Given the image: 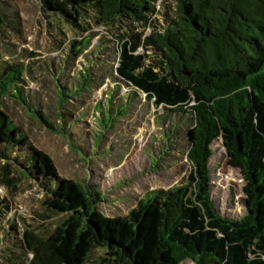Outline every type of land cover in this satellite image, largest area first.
<instances>
[{
  "label": "trees",
  "instance_id": "trees-1",
  "mask_svg": "<svg viewBox=\"0 0 264 264\" xmlns=\"http://www.w3.org/2000/svg\"><path fill=\"white\" fill-rule=\"evenodd\" d=\"M38 1L50 27L83 34L96 26L116 37L115 80L126 88V105L113 90L106 107L95 105L98 118L142 95L187 129L190 171L182 185L147 193L126 216H104L103 195L60 177L7 112L10 102L64 135L65 106L90 95V70L70 88L56 82L55 127L41 94L27 91L21 67L1 66L0 187L38 185L43 200L35 216L45 223L20 232L6 219L8 198H0L5 264H87L97 250L104 253L97 264H264V0ZM18 24L0 13V33H19ZM95 35L73 41L70 54H82ZM219 139L247 183L246 214L238 220L222 217L210 198V146Z\"/></svg>",
  "mask_w": 264,
  "mask_h": 264
},
{
  "label": "rangeland",
  "instance_id": "rangeland-1",
  "mask_svg": "<svg viewBox=\"0 0 264 264\" xmlns=\"http://www.w3.org/2000/svg\"><path fill=\"white\" fill-rule=\"evenodd\" d=\"M0 13L18 19L20 31L5 28L0 33V67H21L27 91L41 94L53 126L57 127L56 82L70 88L88 69L96 83L88 97L65 106L64 112L70 117L63 126L64 135L39 126L21 107L7 104L8 115L52 160L60 177L100 192L104 199L98 210L106 217L126 216L147 193L166 191L185 182L190 171L182 147L187 129L180 124L176 127L173 114L156 108L140 95L121 113L112 109V117L107 114L98 118L95 105L106 107L107 96L113 90L126 105V88L115 80V36L96 26L83 34L60 23H51L50 27L38 0H0ZM89 33L96 35L88 48L80 55L70 54L72 42H80ZM114 85L119 88L116 90ZM172 126L178 131L173 137ZM166 136L171 140L167 141ZM210 147V198L222 217L238 220L246 214L243 190L247 183L241 170L230 165L220 139ZM0 198H8L10 211L6 219L17 222L20 232L44 226L35 216L41 214L43 200L38 185L21 180L12 189L1 186ZM103 255L97 250L87 264H97ZM4 258L0 252V264H5Z\"/></svg>",
  "mask_w": 264,
  "mask_h": 264
}]
</instances>
